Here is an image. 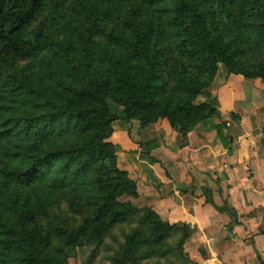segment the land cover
I'll return each instance as SVG.
<instances>
[{
    "label": "trees",
    "instance_id": "16d2710c",
    "mask_svg": "<svg viewBox=\"0 0 264 264\" xmlns=\"http://www.w3.org/2000/svg\"><path fill=\"white\" fill-rule=\"evenodd\" d=\"M46 1L0 0V47L20 54L23 42L16 40V32ZM125 2L121 23L102 29L103 40L97 41L92 26L86 28L85 22L76 28L75 39L67 40L69 48L76 47L77 52L58 63L68 73L64 95L54 96L53 91L49 100H40L46 90L23 78L22 84L38 97L31 104L35 112H28L22 125L26 129L23 135L32 138L31 155L17 167H1L0 176L6 186L11 182L31 186L32 197L17 194L8 205L9 213L0 210V264H58L41 247L12 244L35 239L32 229L26 231L32 198L54 196L59 191L70 204L80 206L81 223L62 232L64 237L68 230L70 244L98 245L115 225L140 216L139 225L147 228L139 231L138 226L125 236L119 249L122 260L136 264V258H149L152 247L166 244L172 233H179L178 254L191 263L183 250L192 233L188 226L163 222L154 211L142 213L130 200L118 199L123 195L137 198L138 192L136 182L117 167L115 146L106 141L112 132L110 123L118 119L108 100L122 106L127 121L136 119L144 126L167 118L185 136L215 114L216 98L208 87L218 63L228 73L264 80V59L258 60L256 55L259 47L264 53V0ZM68 25L73 28V22ZM200 95L207 101L194 104ZM18 118L8 121L19 122ZM223 127L222 123L216 128L227 146ZM9 130H0V139ZM65 137L72 140L67 142ZM140 145L152 148L150 142ZM96 253L95 249L94 256Z\"/></svg>",
    "mask_w": 264,
    "mask_h": 264
},
{
    "label": "crops",
    "instance_id": "0c3cea01",
    "mask_svg": "<svg viewBox=\"0 0 264 264\" xmlns=\"http://www.w3.org/2000/svg\"><path fill=\"white\" fill-rule=\"evenodd\" d=\"M213 90L219 117L185 136L163 120L139 140L152 145L142 150L119 127V165L136 182L137 202L192 230L183 244L190 260L264 264V85L220 69Z\"/></svg>",
    "mask_w": 264,
    "mask_h": 264
},
{
    "label": "rangeland",
    "instance_id": "374dc122",
    "mask_svg": "<svg viewBox=\"0 0 264 264\" xmlns=\"http://www.w3.org/2000/svg\"><path fill=\"white\" fill-rule=\"evenodd\" d=\"M126 9L127 3L125 0H47L37 8L32 19L16 32V40L20 39L23 42V53L14 54L12 51L0 47V130L10 129V134L0 139V168L3 166L17 167L23 164L25 160L28 161L31 155L29 147L32 146L33 142L29 140L32 138L23 135L26 129L22 125L23 118L28 115L27 113L35 112L31 104L37 101L38 97L31 94L32 88L27 89L22 84L23 78H26L30 85L35 84L40 90H46L40 100L41 98L49 100L53 91L54 96L64 95L68 73L58 63L62 59L66 61L77 52L76 47H74L75 49H71L73 46L69 48L67 40L73 39L77 35L76 28L84 22L86 28L92 26L95 34L94 38L97 41L103 40L104 34L101 30L119 25L122 13ZM69 22H73L72 29L68 25ZM32 33V37H29L28 35ZM82 33L86 35V32ZM97 51L100 50L97 49ZM260 51L261 47L256 51L257 59L263 60L264 53L261 54ZM220 69L228 75L234 74L228 73L225 66L218 63L215 75ZM235 75L243 77L239 74ZM214 78L208 87V91L212 97L216 98L215 114L206 117L208 118L206 120L216 119L219 114L217 96L213 90ZM244 79L264 85V80L260 78ZM205 101H207V98L200 95L194 101V104L204 103ZM108 106L112 113L118 115V119L110 123L112 132L106 141L113 147L115 146V161L119 169H122L119 165L121 161L118 155L120 156V153L118 154L119 148L115 143L119 127L124 128V130L126 128L131 140L140 142L146 138L151 139L150 137L155 135L154 132L158 124L165 120L180 137V127H172L167 118H158L143 126L136 119L125 120L122 106L114 101L108 100ZM19 107L22 109H19ZM17 115H19V122H15V120L8 121L10 118L14 119ZM206 115H210V113L208 112ZM65 139L67 142L72 140L71 137H65ZM140 144L142 142L138 145L143 150ZM47 145L49 144L43 146L42 150L47 149ZM102 171L105 173L106 170ZM31 188L29 185L16 182H11L6 186L2 183L0 176V210L9 213V206L12 205V201L17 194H20L22 198L28 195L32 197ZM54 194V196H47L46 198L35 196L32 198L33 204L30 206L29 212L26 213V216H31L26 231L32 229L36 234L35 239L25 243L16 241L12 244L13 247H41L45 255L54 256L58 259V264H133L130 259L122 260L119 249L125 241V236L131 230L140 226V216L134 217L126 223L115 225L109 232L107 231L102 243L98 245L93 243L84 247L74 246L68 242L69 238L66 235L68 230L64 233V237L62 232L65 229L75 228L81 223L80 206L70 204L60 191ZM118 199L121 201L130 200L142 213L147 209L154 211L147 204L137 202L136 198L123 195ZM4 205H6V209H2ZM2 216H5V214H2ZM163 222L166 221L163 220ZM145 228H147L146 224L143 227L140 226L139 231ZM180 238L179 233H172L170 238L166 240V244H156L157 247H152L153 251L149 258L142 260L136 258V264H194L195 262L192 260L190 263L186 258L179 256L177 247ZM95 249L97 253L94 256ZM165 251L166 254H163ZM64 258H66V262H62ZM114 258H117V260L114 261ZM129 258H132V254Z\"/></svg>",
    "mask_w": 264,
    "mask_h": 264
}]
</instances>
